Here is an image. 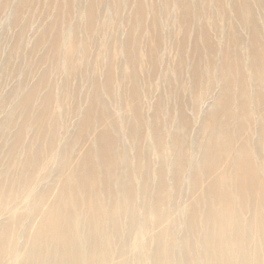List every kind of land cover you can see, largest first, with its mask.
I'll return each instance as SVG.
<instances>
[{
  "label": "rangeland",
  "instance_id": "1",
  "mask_svg": "<svg viewBox=\"0 0 264 264\" xmlns=\"http://www.w3.org/2000/svg\"><path fill=\"white\" fill-rule=\"evenodd\" d=\"M71 174L107 264H152L156 234L183 239L224 190L264 264V0H0V264H21Z\"/></svg>",
  "mask_w": 264,
  "mask_h": 264
},
{
  "label": "bare ground",
  "instance_id": "2",
  "mask_svg": "<svg viewBox=\"0 0 264 264\" xmlns=\"http://www.w3.org/2000/svg\"><path fill=\"white\" fill-rule=\"evenodd\" d=\"M252 48L258 50L256 39ZM212 137L210 133L211 141L205 147L208 159L215 164L214 156L216 154L217 157L220 146L212 142ZM251 158V154L242 153L237 161L238 174L243 175L241 180L245 185H253L256 181L253 172L247 171ZM63 182L57 199L36 225L21 264H107V247L100 237L101 226L97 216L101 215V205L86 189L82 175L71 174ZM219 183V178L211 180L212 186ZM219 195L222 202L220 212L209 211L200 224L193 212L184 220L183 239L177 241L171 235L167 242L166 230L156 234L152 264H173L175 261H179L178 264H236L235 257L249 264L244 246L249 239L248 227L234 210L228 191H221ZM82 202L85 203L84 211L79 210ZM260 203L258 216L264 228V195ZM129 209L127 206L124 211ZM152 213L158 221L165 218L170 223L174 219L158 206L152 209ZM134 220L131 216L130 222Z\"/></svg>",
  "mask_w": 264,
  "mask_h": 264
}]
</instances>
